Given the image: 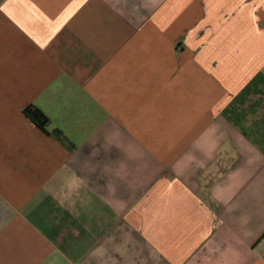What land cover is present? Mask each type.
Masks as SVG:
<instances>
[{
    "label": "crops",
    "instance_id": "obj_1",
    "mask_svg": "<svg viewBox=\"0 0 264 264\" xmlns=\"http://www.w3.org/2000/svg\"><path fill=\"white\" fill-rule=\"evenodd\" d=\"M0 264H264V0H0Z\"/></svg>",
    "mask_w": 264,
    "mask_h": 264
},
{
    "label": "trees",
    "instance_id": "obj_2",
    "mask_svg": "<svg viewBox=\"0 0 264 264\" xmlns=\"http://www.w3.org/2000/svg\"><path fill=\"white\" fill-rule=\"evenodd\" d=\"M24 115L42 132L47 133L50 119L35 106H29L24 110Z\"/></svg>",
    "mask_w": 264,
    "mask_h": 264
}]
</instances>
